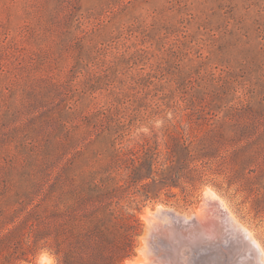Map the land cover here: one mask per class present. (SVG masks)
Masks as SVG:
<instances>
[{
	"label": "rangeland",
	"instance_id": "374dc122",
	"mask_svg": "<svg viewBox=\"0 0 264 264\" xmlns=\"http://www.w3.org/2000/svg\"><path fill=\"white\" fill-rule=\"evenodd\" d=\"M209 215L183 264L264 249V0H0V264H160Z\"/></svg>",
	"mask_w": 264,
	"mask_h": 264
},
{
	"label": "bare ground",
	"instance_id": "6f19581e",
	"mask_svg": "<svg viewBox=\"0 0 264 264\" xmlns=\"http://www.w3.org/2000/svg\"><path fill=\"white\" fill-rule=\"evenodd\" d=\"M205 194H206V196L215 195L214 191L211 190V189H207ZM206 204L207 203H205V205ZM202 207H204V206H202ZM202 207H201V209H202ZM200 210H198V211L200 212ZM208 210H209V207H208ZM209 211L212 212V213L214 211H219L221 213V216L224 218L225 221L229 220L230 219L229 217H232L231 214H230V211L228 210V208L225 206V204L222 201L217 202L215 204H212ZM209 214L211 215V213H209ZM213 214H215V213H213ZM201 215H202V213H201ZM210 215L208 217H210ZM215 215H217V214H215ZM146 217L151 219L152 218V214L150 213V215H147ZM192 218L190 220H186V219H183V218L175 219V220H177V222H180L181 224L183 222V225H179L178 224V228H173L172 227L174 224L177 225V223L174 222L175 220L173 221V224H163L162 225V224H159V223H154L153 224V228H152V235H158V237L163 239L164 246H165V244L169 245L171 243H175V238H179L180 236H183V238L189 237V239H187L186 242L188 241V242H191V243H193L195 245H198L200 243L199 245H200L201 250L202 251H206L207 257H209L210 250H209V248H207L206 243L209 240H213L214 236L207 235V232H213V231L216 230V232H217L216 236L220 239L222 237V232H223L222 230L224 228L223 227L224 224H223V222H218L217 219L213 215L208 220L206 218H203L204 220H202V218H199V220L195 219V218L192 219ZM185 225H188V226H185ZM230 228H231V226H230ZM234 228L236 230H238L239 233L241 234V238H242L243 242L245 243V248H247V250H250V253H252L251 255L253 256V259L251 260V262L254 263V264H264V249L262 248V246L260 245L258 240L254 237V235L252 234L250 228L248 229L245 225H242V224H237V226L235 225V227H233L232 229H234ZM174 229H176V230H174ZM165 233L168 235L167 237L164 236ZM224 234H226V233H224ZM171 237L173 239H170ZM183 245H185V244H183ZM183 245H181V246H183ZM173 246H174V248H173L172 251L165 253L164 257L161 259L162 261H161L160 264H183L180 261V257H181L180 248H181V246H175L174 244H173ZM215 246H213V247H215ZM151 248L149 247L150 253H152L151 252ZM161 249L162 248L159 245H156L155 252L159 253L161 251ZM237 254L239 255V253H237ZM152 255H154V254L152 253ZM157 256H158V254H157ZM196 257H197V253H196ZM150 258H152V256ZM245 259H247V257ZM43 260H44V258H43ZM250 263H248V264H250Z\"/></svg>",
	"mask_w": 264,
	"mask_h": 264
},
{
	"label": "water",
	"instance_id": "95a60500",
	"mask_svg": "<svg viewBox=\"0 0 264 264\" xmlns=\"http://www.w3.org/2000/svg\"><path fill=\"white\" fill-rule=\"evenodd\" d=\"M174 222H176L177 223V225H173L172 227L173 228H178V224L179 225H183V222H182V224L180 223V222H177V220H175ZM185 226H188V225H185ZM174 230H176V229H174ZM164 236H168L166 233H165V235ZM170 239H173L172 237L170 238ZM187 239H189V237H185V238H183V236H180L179 238H175V243H173L175 246H181V245H183V244H185V245H183V251H184V249L188 246V247H190L193 251L194 250H196V253H197V259L199 260V261H201L202 263H204L205 262V260H206V258H207V254H206V251H202L201 250V248H200V243L198 244V245H195V244H193V243H191V242H186V240Z\"/></svg>",
	"mask_w": 264,
	"mask_h": 264
},
{
	"label": "trees",
	"instance_id": "16d2710c",
	"mask_svg": "<svg viewBox=\"0 0 264 264\" xmlns=\"http://www.w3.org/2000/svg\"><path fill=\"white\" fill-rule=\"evenodd\" d=\"M156 154L159 156V155H160L159 151H157ZM155 164H156V163H154L153 159H152V160H149V161H146V166H147V168H149L150 170H152V171H151L152 174L149 175V177H151V179H153V181H156L155 175H153V172H155V171H154V165H155ZM151 183H152L151 181H148V182L146 183V185L148 186V185H150ZM138 192H139V193H138ZM137 193H138L141 197H143V200L146 199V198H149V196H150L149 193H147L146 191L138 190ZM132 216H135V214L132 213L131 216H129V219H130ZM135 220L138 221L137 218H135ZM133 230H135V228H133ZM132 232H133V231H132Z\"/></svg>",
	"mask_w": 264,
	"mask_h": 264
}]
</instances>
